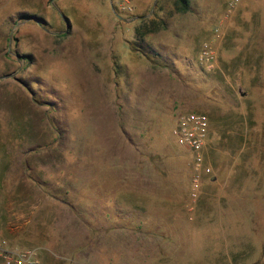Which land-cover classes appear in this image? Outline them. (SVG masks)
Segmentation results:
<instances>
[{
    "label": "rangeland",
    "instance_id": "obj_1",
    "mask_svg": "<svg viewBox=\"0 0 264 264\" xmlns=\"http://www.w3.org/2000/svg\"><path fill=\"white\" fill-rule=\"evenodd\" d=\"M148 1L0 0L1 229L37 264H264V0Z\"/></svg>",
    "mask_w": 264,
    "mask_h": 264
},
{
    "label": "built area",
    "instance_id": "obj_2",
    "mask_svg": "<svg viewBox=\"0 0 264 264\" xmlns=\"http://www.w3.org/2000/svg\"><path fill=\"white\" fill-rule=\"evenodd\" d=\"M207 48V47H206ZM210 60L212 55L210 50L204 51V56ZM211 131L210 117L204 111H182L177 115V123L174 134L180 144L190 149L193 156V164L196 173L193 177V195L203 183V176L212 174L213 166L207 162L206 150L209 145ZM203 175V176H202ZM39 254L36 248L13 247L7 236L4 235L0 225V261L4 264H37Z\"/></svg>",
    "mask_w": 264,
    "mask_h": 264
},
{
    "label": "crops",
    "instance_id": "obj_3",
    "mask_svg": "<svg viewBox=\"0 0 264 264\" xmlns=\"http://www.w3.org/2000/svg\"><path fill=\"white\" fill-rule=\"evenodd\" d=\"M143 3L147 4V6H148V4H150V1L143 0ZM138 9H139V11L146 12L147 7H145L144 9H142V7H139L138 6ZM155 25H156V21H154V20L151 21V22L150 21H147L146 24L143 23L142 25H140L141 27L139 29L140 32H139L138 36L139 37L145 36V35H147V33L152 34L154 32Z\"/></svg>",
    "mask_w": 264,
    "mask_h": 264
},
{
    "label": "trees",
    "instance_id": "obj_4",
    "mask_svg": "<svg viewBox=\"0 0 264 264\" xmlns=\"http://www.w3.org/2000/svg\"><path fill=\"white\" fill-rule=\"evenodd\" d=\"M176 8L178 11H186L189 9V0H175Z\"/></svg>",
    "mask_w": 264,
    "mask_h": 264
}]
</instances>
